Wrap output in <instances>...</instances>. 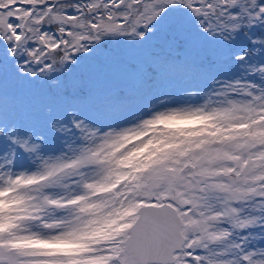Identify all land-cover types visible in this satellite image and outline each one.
Wrapping results in <instances>:
<instances>
[{"label":"snow or ice","instance_id":"snow-or-ice-1","mask_svg":"<svg viewBox=\"0 0 264 264\" xmlns=\"http://www.w3.org/2000/svg\"><path fill=\"white\" fill-rule=\"evenodd\" d=\"M0 264H264V0H0Z\"/></svg>","mask_w":264,"mask_h":264}]
</instances>
